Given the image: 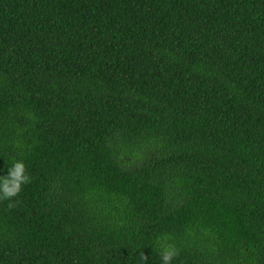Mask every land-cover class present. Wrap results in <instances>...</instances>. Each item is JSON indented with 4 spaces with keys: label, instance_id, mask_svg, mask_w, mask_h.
<instances>
[{
    "label": "trees",
    "instance_id": "trees-1",
    "mask_svg": "<svg viewBox=\"0 0 264 264\" xmlns=\"http://www.w3.org/2000/svg\"><path fill=\"white\" fill-rule=\"evenodd\" d=\"M12 159L0 264H264V0H0Z\"/></svg>",
    "mask_w": 264,
    "mask_h": 264
},
{
    "label": "clouds",
    "instance_id": "clouds-1",
    "mask_svg": "<svg viewBox=\"0 0 264 264\" xmlns=\"http://www.w3.org/2000/svg\"><path fill=\"white\" fill-rule=\"evenodd\" d=\"M28 183H30V176L23 160L12 159L6 174L0 176V200H13L20 193L22 186ZM178 254L174 246H165L160 252L161 264H172ZM141 259L145 261L147 258L141 254Z\"/></svg>",
    "mask_w": 264,
    "mask_h": 264
}]
</instances>
